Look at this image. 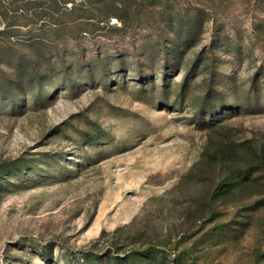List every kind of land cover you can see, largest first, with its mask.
Here are the masks:
<instances>
[{"label": "rangeland", "instance_id": "374dc122", "mask_svg": "<svg viewBox=\"0 0 264 264\" xmlns=\"http://www.w3.org/2000/svg\"><path fill=\"white\" fill-rule=\"evenodd\" d=\"M0 1L12 9L16 0ZM176 1L183 21L191 15L182 10L188 7H196L205 19L194 51L204 45L210 50V39L221 29L218 77L228 90L235 87L231 82L236 77L243 104L235 113L219 112L221 125L237 141H262L264 90H248L256 75L255 83L264 85V57L253 34L264 18L263 0ZM156 11L136 29L97 30L80 42L57 41L65 62L91 58L109 65L113 73L106 88L103 76L90 83L79 76L81 64L73 65L80 77L75 87H60L68 78L46 84L51 92L44 105L34 103L28 87L14 100L10 94L0 97V165L48 152L61 157L46 174L1 178L8 183L0 190V264H84L79 259L84 252L128 251L148 241L189 253L201 264H254L256 251H264L260 189H250L235 203H217L211 216L202 200L215 173L198 171L186 179L211 134L191 108L209 74L199 67L180 96L185 76L177 69L185 67L171 66L167 52L173 38L162 21L168 16ZM4 17L0 32L6 29ZM117 24L115 19L110 23ZM11 28L6 40L21 47L29 38L28 28ZM144 78L153 85L144 88ZM164 85L167 94L162 93ZM88 121L101 125L109 134L106 140L81 145L80 133L91 128ZM218 224L226 226L215 228Z\"/></svg>", "mask_w": 264, "mask_h": 264}, {"label": "trees", "instance_id": "16d2710c", "mask_svg": "<svg viewBox=\"0 0 264 264\" xmlns=\"http://www.w3.org/2000/svg\"><path fill=\"white\" fill-rule=\"evenodd\" d=\"M12 5L14 7L10 9L0 1V19L4 14L6 20V29L0 32V97L5 98L10 94L14 100L28 87L36 105L46 103L44 98L51 92L45 88L49 82L68 78L67 82L60 85L67 88L75 87L79 83V76L85 75L87 83L92 82L94 77L103 76L105 81H102V84L104 83L106 88V78L113 73L109 70V65L105 66L101 59L89 58L85 63L77 64L73 60L65 62L57 51V44L60 43L57 41L70 38V41L80 42L97 30L136 29L153 10L157 9V13L163 10V17L168 16V19L162 21L167 26L165 28L168 30V36L173 38V47L167 52V57L172 58L171 66L174 69L185 67L177 69L185 76L180 86V96H185L187 82L199 67L202 68L201 71L209 74L208 83L200 89L199 97L193 99L191 108L197 122L202 128L210 129L211 134L207 146L201 152L200 160L193 166L186 179L192 178L198 171L215 173V177L209 181V191L202 200L211 216L216 214L217 203H235L250 189H260L257 194L263 197L257 204L259 207L264 206V138L258 143L252 140L237 141L232 137L231 130L223 127L220 118H217L221 111H239L242 104L238 96L240 90L235 76L231 82L232 88L235 87L231 90H228L229 86L218 77L221 67L218 51L223 42L220 28L217 30V36L210 39V50L204 45L199 51H194L206 28L205 19L196 7L182 9L191 12L187 21H183V16L179 13L181 10H175L176 0H16L10 3V6ZM214 9L215 6H210V10ZM114 19L118 24L110 25ZM209 19L212 20L213 17ZM37 25L39 27L35 28ZM13 26L28 28L29 38L21 47L18 44L11 46L6 40ZM253 34L262 48L264 57V18L254 26ZM92 46L96 47L97 44ZM189 50L193 53L186 55ZM54 62H58V65H53ZM81 64L83 69L79 76L75 77L74 70L77 68L73 65ZM3 68L9 71L8 75L3 73ZM256 76L252 78L253 83L248 90L250 94L264 90V85L260 87L259 83H255ZM142 85L145 88L153 84L149 78H144ZM162 89L163 94L168 93V86L164 85ZM232 98L237 101H231ZM167 104L172 106L174 103ZM88 124L91 128L80 133L81 145L94 146L106 140L109 134L101 125L93 121H88ZM59 156L50 152L41 153L38 157H20L0 165V190L8 183L2 182V177L20 178L23 174L39 171L46 174L51 167L61 163ZM225 226L218 224L215 228ZM256 252L254 264H264V251ZM79 259L83 260L84 264H201L189 253L172 251L151 241H148L145 247L128 251H121L118 247L99 253L90 250L81 254Z\"/></svg>", "mask_w": 264, "mask_h": 264}]
</instances>
